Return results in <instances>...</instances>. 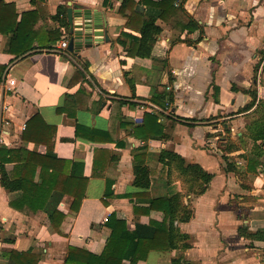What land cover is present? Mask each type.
I'll use <instances>...</instances> for the list:
<instances>
[{"label": "crops", "instance_id": "obj_1", "mask_svg": "<svg viewBox=\"0 0 264 264\" xmlns=\"http://www.w3.org/2000/svg\"><path fill=\"white\" fill-rule=\"evenodd\" d=\"M2 1L14 5L18 20L36 8L31 0ZM123 1L45 0L34 33L59 28L63 36L21 56L8 52L9 35L0 32V82L15 80L0 99V146L45 153L41 142L55 132L58 157L82 163L88 177L77 211L68 195L58 204L65 214L59 231L44 210L11 206L21 191H8L0 180V264H16L11 250L39 255L38 264H64L70 245L99 253L111 213L151 237L150 221H162L164 212L134 207L176 194L192 212L189 220L174 221L187 237L174 248L150 250L136 264H264V238L245 235L264 232V0H181L182 10L167 20L159 8L134 0L162 28L150 56L127 53L125 32L140 33L119 12ZM69 5L88 9L102 25L101 36L75 51L78 61L60 50L71 37ZM62 6L67 27L53 17ZM189 17L196 29L176 25ZM77 68L84 76L71 83ZM162 86L174 96L165 105L153 100ZM147 112L161 128L150 125L153 134L146 128L142 137L137 132ZM36 114L40 119L31 121ZM162 151L170 156L160 158ZM135 161L150 169L147 188L134 183ZM189 164L210 180L185 171ZM4 165L10 171L14 162Z\"/></svg>", "mask_w": 264, "mask_h": 264}, {"label": "trees", "instance_id": "obj_2", "mask_svg": "<svg viewBox=\"0 0 264 264\" xmlns=\"http://www.w3.org/2000/svg\"><path fill=\"white\" fill-rule=\"evenodd\" d=\"M31 2L36 5V8L22 13L18 20L14 5L0 0V32L9 35L8 52L15 56H21L35 47H50V42L60 40L63 36L59 28H50L41 37L35 35L33 28L37 18L44 12L45 0H31ZM141 2L159 8V17L163 20H167L169 16L182 10L181 0H141ZM129 8L131 13L127 15L125 12ZM119 12L127 16L126 25L135 27L140 33V35H134L125 32L131 38L127 53L130 56H150L151 45L149 44L156 41L162 31L161 26L156 24L155 18H145L141 11L135 9L134 0H124L119 7ZM53 17L59 20L61 25L67 27L66 7H59ZM176 25L182 30L192 31L197 28L196 22L191 17L186 23L182 25L176 23ZM35 40L37 46L34 45ZM71 56L77 61L81 59L75 52H72ZM81 65L86 69L87 62ZM4 69L5 67L0 65V74ZM83 76L82 71L77 68L70 82L74 83ZM173 97L172 91L162 86L157 88L153 100L165 105L170 103ZM37 119H40L39 114H36L31 121ZM155 124L157 128H161L155 115L145 113L144 124L139 128L137 135L145 136L143 132L146 128L150 130L152 128L150 125ZM76 128L78 129V124ZM150 131L153 134V131ZM54 134L55 132L41 142L47 146L45 153L21 147L0 146V180L8 191H21L19 197L10 201L11 206L17 209L28 208L33 211L44 210L53 228L59 231L65 214L58 209V204L65 195H68L72 198L70 208L77 211L85 195L88 177L83 174L82 163L58 157L54 151ZM23 137L31 138L27 131H24ZM165 155L170 156L167 151H162L160 158ZM4 162H14L12 170L8 171ZM134 169L135 185L143 188L149 187L150 169L148 166L135 161ZM183 169L191 172L197 179L203 178L204 182H208L211 178V175L198 165L189 164L183 166ZM203 190L204 185L199 191ZM180 199V195L176 194L171 197L155 198L145 209L134 207L136 213L142 211L148 213L152 209L164 212L162 221H150L155 227V232L151 237L140 236L135 229L128 227L125 219L118 218L115 213H111L106 221V226L110 229L109 237L101 252L94 253L86 248L70 245L64 264H136L138 260L145 259L152 249L176 247L180 237L185 238L187 235L177 233L174 221H187L192 215L191 209ZM245 235L264 238V232H248ZM7 256L16 264H38L39 261V255L29 251L11 250Z\"/></svg>", "mask_w": 264, "mask_h": 264}, {"label": "water", "instance_id": "obj_3", "mask_svg": "<svg viewBox=\"0 0 264 264\" xmlns=\"http://www.w3.org/2000/svg\"><path fill=\"white\" fill-rule=\"evenodd\" d=\"M67 18L69 32L71 34L67 49L71 52H75L83 46L91 45L93 42V34H99V36L102 34L100 30L97 31V28L102 27V25H97L93 22L88 9H82L77 12L73 5H69L67 8ZM104 25H106V22L103 23ZM103 34L104 38L108 39L107 33L104 32ZM97 39H100V37Z\"/></svg>", "mask_w": 264, "mask_h": 264}, {"label": "built area", "instance_id": "obj_4", "mask_svg": "<svg viewBox=\"0 0 264 264\" xmlns=\"http://www.w3.org/2000/svg\"><path fill=\"white\" fill-rule=\"evenodd\" d=\"M67 46H68V41L65 39L60 44V50L65 55H67L69 57H72L71 56V51H69L67 49ZM14 83H15V80L14 79L4 80V81L0 82V99H1V96H2V91H4V89L6 88L7 84L13 85ZM141 107L143 108L144 106L142 105Z\"/></svg>", "mask_w": 264, "mask_h": 264}]
</instances>
